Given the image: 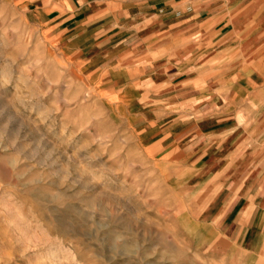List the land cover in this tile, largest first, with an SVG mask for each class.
<instances>
[{"label": "rangeland", "instance_id": "rangeland-1", "mask_svg": "<svg viewBox=\"0 0 264 264\" xmlns=\"http://www.w3.org/2000/svg\"><path fill=\"white\" fill-rule=\"evenodd\" d=\"M25 8L0 0V264H263Z\"/></svg>", "mask_w": 264, "mask_h": 264}, {"label": "crops", "instance_id": "crops-1", "mask_svg": "<svg viewBox=\"0 0 264 264\" xmlns=\"http://www.w3.org/2000/svg\"><path fill=\"white\" fill-rule=\"evenodd\" d=\"M22 1L175 166L213 240L264 264V0Z\"/></svg>", "mask_w": 264, "mask_h": 264}]
</instances>
